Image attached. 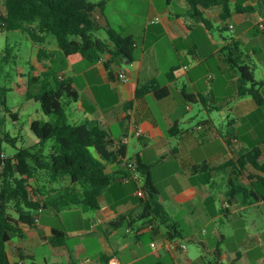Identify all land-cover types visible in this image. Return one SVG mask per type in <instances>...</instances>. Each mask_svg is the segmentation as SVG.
I'll use <instances>...</instances> for the list:
<instances>
[{"label":"crops","instance_id":"crops-1","mask_svg":"<svg viewBox=\"0 0 264 264\" xmlns=\"http://www.w3.org/2000/svg\"><path fill=\"white\" fill-rule=\"evenodd\" d=\"M242 1L243 4L239 0H231V17L238 16V22L243 28L235 38H225L219 42L209 34L207 25L193 16L186 0H176L183 12H176L175 8L167 6L163 9L164 18L160 22L155 23L150 18L149 23L147 18L143 19L140 22V31L132 29L130 21L117 18L116 12L108 11L111 0H103L104 15H96L99 24H108L116 31L134 38L133 59L116 57L111 60L108 55H103L104 61H109L107 67L102 60L91 63L81 56H74L68 58L64 68L58 72L62 78L70 79L79 94L76 101L67 103L66 114L69 121L84 123L97 120L111 132L116 143L121 142L124 136H129V142L126 144L127 158L140 155L144 163L151 165V177L158 190L157 201L163 215L169 223H178L179 229L182 230L183 237L174 239H195L201 252L192 258L188 247L187 251L165 248V242L171 240L166 236V225L160 224L161 220L154 218L153 210L145 209L142 198L136 194L137 185L134 182L123 183L119 177L100 196V207L92 210V215H88L81 207L62 211L49 207L54 210V214L56 212L59 219L57 224L52 218L54 214H44L46 209L41 212L34 211L33 214L38 215L36 226L21 224L23 236H13L7 245L13 264H31L32 260L25 256H33L35 260L34 247L46 244L52 247L54 258L59 259L52 264H68L72 259L79 264H104L113 257L117 258L120 264H155L157 261H163L165 264H236L229 250L223 248L233 229H230L228 234L226 230L216 227L210 236L206 230L212 221L220 219L217 208L219 202L217 206L214 204L217 199H221L228 224L235 221L238 213L246 223L242 262L264 264V197L257 198V180L252 178L259 172L250 165L245 169H236L233 166L210 169L229 160L236 161L241 152L254 147H259L264 157V138L260 142L249 140L253 143L252 146L250 143H244L238 134H219L212 117L204 125L183 126V123L191 122V119L187 121L185 111L193 109L192 102L185 99L183 92L195 96L202 95L204 102H197L210 109L222 111L224 118H229L226 112L236 113L235 117L241 118L259 111L264 105V97L263 102L258 104L252 96L238 94V66H249L254 79L262 83L259 86L260 93L264 92V57L261 56L262 51L264 53V42L260 39L264 36V28L260 26L261 23L264 24V0ZM170 3L175 2L168 0V4ZM235 7L250 10L236 12ZM152 11H159L155 0H149L147 3V17ZM220 14L221 7L204 10L207 21L212 16H217L218 20L222 21ZM192 18L202 25L193 24L189 21ZM227 27L235 32L234 25L229 24ZM196 36L201 38L200 41ZM165 38L169 44L161 48L160 43ZM253 39L263 42L260 49L255 45L246 48L248 42ZM241 44H244L246 49L242 54L239 52ZM36 48L37 56L39 47ZM49 63V60L37 63L38 71H45ZM259 68L261 71L257 76ZM121 70L127 72V81H121L117 77ZM162 75L164 82H160ZM153 81L160 87H168L170 95L158 99L151 91L136 98L137 88ZM226 86L232 88L231 94H226ZM250 86L251 83H248L244 88ZM230 97L237 99L233 105ZM177 123L178 128L175 127ZM232 123L234 125L236 121L232 120ZM114 128L120 130L118 137L113 133ZM136 128H142L144 131L139 137L134 135ZM31 138L34 143L38 142L35 136ZM216 138L222 140L219 150H204L213 140H217ZM241 143L248 147L247 150ZM195 149L203 151L193 154ZM93 154L97 156L95 150ZM169 161L180 162L182 169L167 175L164 191L168 194L165 198L155 180L152 167L159 162ZM204 163L209 167L201 168ZM107 171L121 174L123 169L120 165L109 163ZM220 173L223 175L218 179ZM63 182L66 186L69 184L68 180ZM31 183L36 190L43 186L48 191L41 190L36 194L35 200L40 202L50 195H55L63 185L57 183L58 185L47 187L45 183L41 184L34 179ZM216 185H220V188L214 194ZM213 207L216 209L212 210ZM240 212L244 213V217ZM179 213L184 224L177 218ZM149 224L154 225L153 230L148 228ZM183 225L191 231V236L184 235ZM54 228L67 232V245L53 246L51 235ZM199 233L203 238H199ZM145 236H149L147 243ZM211 240L215 242L212 244ZM152 242L157 243V249L152 248ZM256 248L260 249L257 251ZM240 256L242 254L239 252L238 258ZM44 260L48 264L47 257Z\"/></svg>","mask_w":264,"mask_h":264},{"label":"trees","instance_id":"trees-1","mask_svg":"<svg viewBox=\"0 0 264 264\" xmlns=\"http://www.w3.org/2000/svg\"><path fill=\"white\" fill-rule=\"evenodd\" d=\"M193 16L207 24L204 10L221 7L220 18L227 21L231 18V0H186ZM104 2L92 0H0V28L7 31H22L38 45L36 62L42 63L49 60L47 71L42 74L52 77L41 84V77L32 75L26 82L21 78V83L16 85V90L24 93L27 99H34L40 103L45 116L52 119L41 121L34 119L30 123L31 133L38 142L31 146H23L13 155L6 157L4 141L15 146L16 138L7 132L0 137V264H13L10 260L7 245L13 236H23L21 224L35 227L37 222L34 211L41 208L54 207L62 211L72 207H81L83 210H96L100 207L99 198L106 192L110 185L122 175L123 171L108 172L107 164L114 163L121 166L127 158V146L122 142L116 143L111 132L99 121L92 120L84 123H72L66 114L69 102L78 99V91L70 79L60 78L58 72L64 68L65 61L74 56H81L91 63L97 62L103 55L123 59L125 55L133 59L134 38L124 35L111 26H102L97 19V13L104 15ZM236 12L249 11L235 7ZM52 38L57 50L50 51L47 47ZM108 67L109 61H104ZM56 66L58 70H53ZM241 75L238 84L239 96L250 95L258 104L263 102L260 93L261 82L254 79L249 66H238ZM251 83L250 88H244ZM40 85L39 90L33 89ZM1 89V88H0ZM14 89V87H12ZM153 91L158 99L170 95L168 87H160L153 81L139 86L136 98ZM187 101L204 102L202 95L195 96L183 92ZM0 104L6 107L5 98L0 91ZM14 120L18 119L17 113H10ZM178 128V123L175 125ZM93 150L97 156L93 154ZM136 161L138 169L144 176V197L142 201L147 211H154V218L160 224L166 225V236L169 239L183 237L182 230L176 222L165 219L162 208L158 204V190L151 177V165L142 161L140 155L131 158ZM252 166L259 172L253 175L256 178L255 193L264 197V157L259 147L241 152L239 158L229 160L211 170L233 166L245 169ZM204 163L201 168H208ZM198 168V167H196ZM240 174V173H239ZM43 178L49 183H59L68 180L69 184L62 185L55 195H50L43 202L35 200L38 192L33 191L31 181H40ZM43 187V186H42ZM45 189V187H44ZM52 244L55 247L67 245L68 235L65 230L54 228L52 230ZM33 260L34 257H26ZM109 261V260H108ZM106 261V262H108ZM19 264V263H14ZM22 264V263H21ZM32 264H35L33 262ZM68 264H79L74 259ZM155 264H165L157 261Z\"/></svg>","mask_w":264,"mask_h":264},{"label":"rangeland","instance_id":"rangeland-1","mask_svg":"<svg viewBox=\"0 0 264 264\" xmlns=\"http://www.w3.org/2000/svg\"><path fill=\"white\" fill-rule=\"evenodd\" d=\"M92 1H103V0H92ZM138 1V2H137ZM111 0V2L108 5L107 10L111 12H116L117 18H122V20L130 21L132 26V29L136 31H140L142 28L140 22H142L143 19L147 18V22H151V20L155 19L156 17L161 19L164 18V11L163 9L167 6H170L169 8H175L176 12H183L184 10L179 7L176 3V0L174 2L176 3H170L168 4V0H155L158 10L159 11H152L150 15L146 14V8L147 3L149 0ZM241 4H243L242 0H239ZM151 18V20H150ZM232 19H228L227 21H220L218 20L217 16L210 17L207 21V28L209 30V34L214 38L215 40L222 42L225 38L231 39L235 38L236 34L240 33L241 29L243 28V25H240L238 22V16L233 15L231 17ZM121 20V19H120ZM159 21V22H160ZM189 21L193 22V24L199 23L202 25L201 22H197L196 20L189 19ZM227 24V25H226ZM229 24H232L235 26V32L231 30L229 27H227ZM242 24V23H241ZM198 25V24H197ZM197 34V33H195ZM198 40L200 41L201 38L196 36ZM48 41V49L50 51L56 52V43L52 38ZM205 39V38H203ZM260 39L264 42V36H261ZM244 40V39H243ZM242 40V41H243ZM191 41V38L189 39ZM244 42V41H243ZM261 42L258 40H251L248 42V45L246 48H249L250 46H257L260 47ZM169 44V41L167 38H165L160 43V47L164 48ZM38 47V45H36ZM36 46L35 43L30 39V37L22 32V31H7L3 30L0 32V91L3 98H5L6 101V107L8 110H6L5 107H3L0 104V137H3L4 133L7 132L11 135V137L16 138L15 140V146L11 143H8L4 141L3 148L5 152V156H13L17 151L18 148L23 146H31L34 145V140L31 138L34 137L30 130V123L33 119H39L41 121H47L52 119L50 116H45L41 110L40 103L34 99H27L24 93H21L16 90V85L21 83V78L25 80L26 82L29 80V78L32 75L40 76L41 77V84H44L49 80L51 83L53 82L52 77L43 75L44 72H39L38 70V64L36 61ZM260 49V48H259ZM228 50V49H227ZM245 45L241 44L239 47V52L241 54L245 51ZM137 54L139 53V50L136 51ZM261 56L264 57V53L262 51ZM53 70H58L56 66H53ZM47 71V69H45ZM217 73L220 75L219 70H217ZM261 68H259L256 72L257 76L260 74ZM239 78H241V75L239 72H237ZM160 82H164L163 75L160 77ZM40 85L37 84L33 86V89L39 90ZM223 86V84L221 85ZM14 87V89H12ZM226 94L232 93V88H229V86H226ZM224 90V89H222ZM225 94V95H226ZM262 97H264V92L261 93ZM232 105L237 101V99H232L230 97ZM236 100V101H235ZM191 105L193 106L192 110L185 111L186 119L187 121L191 119V122H185L183 123L188 127L191 126H197V124H205L207 123L210 118L212 117L215 122V126L217 130L219 131V134L227 135L229 133L238 134L239 138L246 144L250 143L253 146V143H251V140H255L257 142H260V140H263L264 138V105L259 108V111L253 112L251 114H246L243 117L236 116V113H229L226 112V115L229 114V118H224L222 111L218 109H210L208 106H204L202 103L199 102H192ZM17 113L18 119L14 120L10 113ZM232 120H235L236 123L233 125ZM238 123V125H237ZM258 125L259 127H255ZM256 132V133H254ZM113 133L116 137L119 136L120 130L117 128L113 129ZM31 134V135H30ZM217 140H213L212 143L206 146L204 150L207 152L209 151H216L219 150L220 141L219 138H216ZM250 140V141H249ZM244 143H241V146L245 147V150H247L248 147L244 145ZM203 150L195 149L193 151V154H196L198 152H201ZM177 169H182V165L178 161H169V162H159L158 164L153 165L152 172L155 177V180L161 189V192L163 196L167 197V192L164 191V186L167 183V175L172 173L173 171ZM223 175V173H220L218 176V179ZM43 178H41L40 182L45 183L47 187L50 185H53V183H47L45 182ZM59 183L65 185L63 181H60ZM54 185H58L57 183H54ZM60 186V185H59ZM41 187V186H40ZM61 188V187H59ZM218 188H220V185L215 186L214 194L218 192ZM42 192H48L46 188L41 187L39 191ZM34 192H38V189L36 190L33 188ZM50 192V191H49ZM221 199H217L214 201L215 206L218 208V214L220 219L215 221H212L209 225V227H206V230H208V235L210 236L211 232L215 230L216 227L221 228L222 230H226L229 234V230L233 229L228 235V238L226 240V246L224 250H229L230 254L232 255V258L236 264H244L242 260L244 261V251H245V237L247 232V226L246 223L243 222V219L240 217V214L238 213L235 216V221H233L231 224H228L226 216L224 215V209L222 208V203H220ZM216 208L213 207L212 210H215ZM54 210L52 208H47L45 210V215H53ZM92 210L87 211L88 215H92ZM241 215L244 217V213L240 212ZM55 214L52 217L55 221V223H59V219ZM66 217L65 215L63 216ZM177 218L182 221V224H184L183 220H181V213L177 215ZM184 235L185 236H191V231H189L185 225H183ZM199 238H203L202 234L199 233ZM145 242L147 243L149 241V236L144 237ZM215 241L211 240V243L213 244ZM185 243L187 247L190 250V256L193 258L197 255V253L201 252L200 246L197 245L195 239H192L190 241H186ZM71 244V243H70ZM260 248H256L258 251ZM35 252V260L33 259L31 264L33 262L37 264H46L44 258L47 257L48 264L54 263L53 261H58L59 259L54 258L52 255V247L49 245H41V246H35L34 247ZM241 253L242 256L238 258V253ZM49 256V257H48ZM167 261V260H166ZM29 264V263H27ZM170 264V263H169Z\"/></svg>","mask_w":264,"mask_h":264},{"label":"built area","instance_id":"built-area-1","mask_svg":"<svg viewBox=\"0 0 264 264\" xmlns=\"http://www.w3.org/2000/svg\"><path fill=\"white\" fill-rule=\"evenodd\" d=\"M160 21L159 17H156L153 22L158 23ZM261 28H264V24L261 23ZM230 28H232V26L230 25ZM2 31V29L0 28V32ZM100 60L104 61L105 58L101 57ZM187 68V67H185ZM63 76L61 75L60 78H62ZM117 77L121 80V81H127L129 79V76L127 74L126 71L121 70L117 73ZM143 129L142 128H136L134 131V135L139 137L143 134ZM129 136H124L121 140V142L123 144H127L129 142ZM121 166L124 167L125 169H127L128 174L127 175H122L121 177V181L123 183H130V182H134L137 185V190H136V194L139 197H144L145 193H144V189H143V185L145 182L144 176L142 175L141 171L138 169L137 167V163L135 160L131 159V158H126L123 160V162L121 163ZM42 209L39 208L38 212H41ZM35 219L36 221H38V215H35ZM148 228L150 230L154 229V225L153 224H149ZM130 231V229H128V232ZM152 248L153 249H157L158 245L156 242H152ZM165 248H167L168 250H172V251H176V250H181V251H187V245L185 243L184 240L182 239H171V240H167L165 242ZM22 264H27V263H22ZM104 264H120L119 260L115 257L111 258L108 262L104 263Z\"/></svg>","mask_w":264,"mask_h":264},{"label":"water","instance_id":"water-1","mask_svg":"<svg viewBox=\"0 0 264 264\" xmlns=\"http://www.w3.org/2000/svg\"><path fill=\"white\" fill-rule=\"evenodd\" d=\"M123 57L125 58L126 56H125V55H123Z\"/></svg>","mask_w":264,"mask_h":264}]
</instances>
